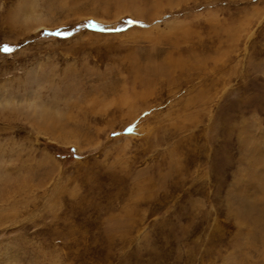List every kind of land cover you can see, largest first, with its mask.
<instances>
[{
	"label": "rangeland",
	"instance_id": "rangeland-1",
	"mask_svg": "<svg viewBox=\"0 0 264 264\" xmlns=\"http://www.w3.org/2000/svg\"><path fill=\"white\" fill-rule=\"evenodd\" d=\"M4 45L0 264H264V0H0Z\"/></svg>",
	"mask_w": 264,
	"mask_h": 264
},
{
	"label": "snow or ice",
	"instance_id": "snow-or-ice-1",
	"mask_svg": "<svg viewBox=\"0 0 264 264\" xmlns=\"http://www.w3.org/2000/svg\"><path fill=\"white\" fill-rule=\"evenodd\" d=\"M125 23H128L130 25H135L136 22L135 21H126ZM87 27H91V28H95L99 31H121L120 28L118 27H113L112 29H104V28H101L98 24H96L94 21H89L88 24L86 25ZM14 51L13 48H11L10 46L8 45H4L2 47H0V52H3L4 54H11L12 52ZM128 132H131L132 129H128L127 130ZM113 135H117L116 133H113Z\"/></svg>",
	"mask_w": 264,
	"mask_h": 264
}]
</instances>
